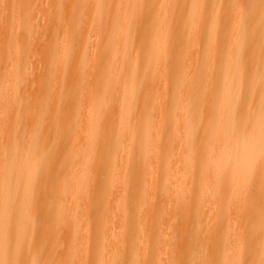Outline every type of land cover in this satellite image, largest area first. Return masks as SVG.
Here are the masks:
<instances>
[{"label": "bare ground", "instance_id": "1", "mask_svg": "<svg viewBox=\"0 0 264 264\" xmlns=\"http://www.w3.org/2000/svg\"><path fill=\"white\" fill-rule=\"evenodd\" d=\"M0 264H264V0H0Z\"/></svg>", "mask_w": 264, "mask_h": 264}, {"label": "rangeland", "instance_id": "2", "mask_svg": "<svg viewBox=\"0 0 264 264\" xmlns=\"http://www.w3.org/2000/svg\"><path fill=\"white\" fill-rule=\"evenodd\" d=\"M50 133L51 134H54L55 132H56V129H55V127L54 126H51V128H50ZM10 147V146H9ZM60 148L62 149L63 148V144H61V146H60ZM6 150H7V148H6ZM9 151H10V149H8ZM7 152V151H6ZM55 169H56V167H54Z\"/></svg>", "mask_w": 264, "mask_h": 264}]
</instances>
